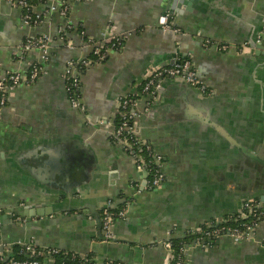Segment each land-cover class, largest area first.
I'll return each instance as SVG.
<instances>
[{
  "label": "crops",
  "instance_id": "crops-1",
  "mask_svg": "<svg viewBox=\"0 0 264 264\" xmlns=\"http://www.w3.org/2000/svg\"><path fill=\"white\" fill-rule=\"evenodd\" d=\"M34 11L42 15L36 27L22 22L21 8L0 0V74L42 65L34 83L9 92L0 112V208L9 210L0 217V254L11 257L17 244L33 241L100 263L167 264L164 241L237 213L245 198L264 203V0H85L67 17L39 1ZM165 14L181 32L161 27ZM68 20L74 29L63 39ZM39 33L50 36L49 59L39 48L20 57L22 43ZM113 34L127 36L124 46L80 74L85 110L73 107L66 65L92 51L89 39ZM205 39L228 49L205 47ZM185 57L215 95L167 78L159 101L142 112L148 72ZM128 94L139 98L140 136L163 156L166 179L153 190L145 189L146 170L110 136L119 98ZM127 198L114 238L103 239L93 212L101 217L108 200L119 206ZM260 241L264 221L255 239L236 243L224 235L209 248L189 242L186 264H264Z\"/></svg>",
  "mask_w": 264,
  "mask_h": 264
},
{
  "label": "built area",
  "instance_id": "built-area-1",
  "mask_svg": "<svg viewBox=\"0 0 264 264\" xmlns=\"http://www.w3.org/2000/svg\"><path fill=\"white\" fill-rule=\"evenodd\" d=\"M11 5L22 9V22L26 25L36 27L42 20V15L34 11V6L29 0H7ZM85 0H45L44 3H50L52 10H59L63 16H68L72 4ZM160 25L164 30H173L175 32H181V30L174 26L170 20V15L165 14L160 19ZM68 29H74L71 22L68 20L65 27L60 28L59 34L64 38ZM127 38L124 34H113L107 40H99L93 42L92 39L88 40L89 44H92L93 54L97 58H77L80 62L70 60L66 65L64 72L62 73L66 84V91L71 89V86L80 91L81 79H80V65L85 67L92 66L99 63L100 59L108 56L109 51L113 47L102 50L104 41H112V46L119 45L123 39ZM50 36L47 33H39L34 37L27 38L21 46L20 57H24L29 51L39 48L43 52V59L46 61L50 57L51 44ZM68 46H73L71 41H68ZM205 47L215 46L220 50H227L228 44L220 42L218 40L205 39L203 42ZM1 69V66H0ZM42 73V65L37 62H32L30 69L26 74L20 71L5 70L0 74V112L5 107L8 101V94L11 90L18 88L19 86L29 85L34 83ZM167 78L181 80L198 89L200 94L204 97H212L215 95V91L208 85L203 76L197 70L192 58L179 59L172 64L164 66H155L147 74L145 81L142 83L141 94L145 97L146 103L142 112L150 111L151 107L159 101L161 83ZM70 98L71 105L85 110L84 105L81 103V96ZM139 98L128 94L122 95L119 98L120 105V122L116 124L114 129L110 132L111 138L117 142L125 152L133 156L138 168L153 171L152 178L148 181L146 190H153L163 184L166 179V174L163 170V156L156 152L152 145L147 143L140 134L137 128V120L141 115V111L138 109ZM103 123V120H99ZM146 150L148 152V159L143 157L139 152ZM131 199L126 200L123 204L115 206L112 200H108L101 211L102 222V235L105 240H112L114 238L113 226L114 222L118 218H124L127 215L128 207ZM3 208H0L2 213ZM241 217L245 218L247 214L251 217L250 222H243L241 230L240 227H232L223 223L224 219L217 218L213 221L204 222L202 228H192V232L199 233L195 240V243L203 248L212 247V241L217 240L221 236L228 235L234 242L239 243L241 241H247L255 239V234L258 226L264 221V203L260 198L248 197L243 200L240 208ZM246 212V213H245ZM218 223V224H217ZM209 237V241H206ZM261 243H264L260 241ZM211 243V244H210ZM25 250L30 257L36 254H42L41 251H37L34 243L24 242ZM164 246L171 252L172 245L169 240L163 242ZM186 246L183 249L186 257ZM172 257V253H171ZM171 259V258H170ZM10 264H39L36 259L28 260H11ZM105 264H123L121 262H114V260H108ZM127 264V263H125ZM182 264V262H178Z\"/></svg>",
  "mask_w": 264,
  "mask_h": 264
},
{
  "label": "trees",
  "instance_id": "trees-1",
  "mask_svg": "<svg viewBox=\"0 0 264 264\" xmlns=\"http://www.w3.org/2000/svg\"><path fill=\"white\" fill-rule=\"evenodd\" d=\"M30 3L34 6L36 3H38L39 1L44 2L45 0H29ZM73 29H68L69 31H72ZM78 30H81V28H79ZM139 32L141 30H138ZM67 35H65L64 37H66ZM86 38V37H85ZM127 38H124L122 43L119 45H115L112 46V41H104L103 45H102V50L107 49L109 47H113V49L119 50L121 49L126 41ZM96 40H93V42H95ZM85 58H97V56L95 54H93V52H90ZM108 58L105 57L103 59L99 60L100 62L105 61ZM185 58H189V57H185ZM185 58H180V59H185ZM74 61L80 62V60H78L77 58L74 59ZM80 72L82 73L84 70L87 69V67H85L84 65H80ZM68 98L70 100V98H72L73 96H76L75 93H77V96H81V90L77 91V89L75 90L74 87L71 86V89L68 90ZM120 122V118L118 120L117 123ZM147 143L150 144V142L147 141ZM140 154L143 155V157H145L146 159H148V152L144 149L143 151L139 152ZM152 174L153 171H147V175H148V181L152 178ZM128 200L131 198H127ZM9 210H5L3 209L2 213H0V217L2 214L6 213ZM11 213L14 212L10 210ZM246 213V212H245ZM220 219H224L223 223L228 225V226H232V227H240L241 230H244V228L241 226L243 222H250L251 217L247 214V216L245 218L241 217V212L238 211L235 214H232L231 216H226V217H222ZM215 220V219H213ZM210 220V221H213ZM218 224V223H217ZM203 224L199 227L202 228ZM200 236L199 233L196 232H192L191 229L188 230L185 234L184 237L182 238H171L169 239V241L171 242L172 245V257L169 260V262L167 264H178V262H182V264H186V257H185V253H183V249L184 247L189 243V242H194L196 240V238ZM209 237H207L206 241H209ZM212 241V245L214 246L216 243V240H210ZM29 243H34L33 241H29ZM35 246L34 248L37 251H41L42 254H36L33 257H30L26 250H25V244L24 243H19L17 244V248H15L14 251V255L11 257H5L3 254H0V264H10L11 260H28V259H36L38 260L39 264H42V261L44 258L46 257H51L54 259L55 264H105L106 261L111 260V259H106L105 261H103L102 263L98 262L96 260V258L92 255V254H86V255H81V254H77L74 252H68L66 250H62L59 248H54V247H44V246H40L36 243H34ZM211 244V243H210ZM114 262H121L123 264H125V262L119 261V260H114Z\"/></svg>",
  "mask_w": 264,
  "mask_h": 264
},
{
  "label": "water",
  "instance_id": "water-1",
  "mask_svg": "<svg viewBox=\"0 0 264 264\" xmlns=\"http://www.w3.org/2000/svg\"><path fill=\"white\" fill-rule=\"evenodd\" d=\"M190 85V84H189ZM69 157V154L67 155V159ZM68 164L70 165L71 162L68 161ZM73 170H71L67 175H73ZM141 190H144V187L141 188ZM262 200V199H261ZM93 216L95 217L97 223L100 225L101 229H102V222H101V217L100 214L98 212H93Z\"/></svg>",
  "mask_w": 264,
  "mask_h": 264
}]
</instances>
